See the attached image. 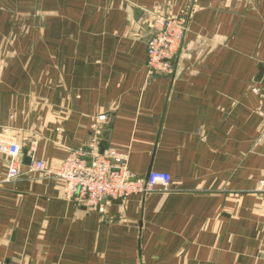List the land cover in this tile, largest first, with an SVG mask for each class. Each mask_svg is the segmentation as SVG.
<instances>
[{
    "label": "crops",
    "instance_id": "1",
    "mask_svg": "<svg viewBox=\"0 0 264 264\" xmlns=\"http://www.w3.org/2000/svg\"><path fill=\"white\" fill-rule=\"evenodd\" d=\"M178 14L175 72L152 74V20ZM263 63L264 0H0V138L52 167L99 139L172 176L91 211L23 151L4 182L0 152V264H264Z\"/></svg>",
    "mask_w": 264,
    "mask_h": 264
},
{
    "label": "built area",
    "instance_id": "2",
    "mask_svg": "<svg viewBox=\"0 0 264 264\" xmlns=\"http://www.w3.org/2000/svg\"><path fill=\"white\" fill-rule=\"evenodd\" d=\"M187 14L158 15L152 20L151 32L146 39L147 65L150 73L171 76L175 72V58L179 53L188 28ZM262 81L264 82V63ZM260 94V89L253 88ZM106 117H101L105 119ZM90 151L79 148L69 151L57 167L45 160H33L31 168L62 182V192L68 199L91 211L101 210L110 199H126L132 194L169 191L172 176L164 171H151L148 176L134 174L128 166V155L115 150L99 153V139L90 143ZM23 147L16 140L0 138V152L9 156V168L4 182L21 176L20 157ZM258 191L264 192V181Z\"/></svg>",
    "mask_w": 264,
    "mask_h": 264
},
{
    "label": "water",
    "instance_id": "3",
    "mask_svg": "<svg viewBox=\"0 0 264 264\" xmlns=\"http://www.w3.org/2000/svg\"><path fill=\"white\" fill-rule=\"evenodd\" d=\"M23 153H24V163L26 164V165H30L31 164V162H32V158L29 156V150L28 149H24V151H23ZM150 173V172H149ZM149 173H148V175H149ZM147 175V176H148ZM110 201L112 202V203H120V202H122V200L121 199H110Z\"/></svg>",
    "mask_w": 264,
    "mask_h": 264
},
{
    "label": "rangeland",
    "instance_id": "4",
    "mask_svg": "<svg viewBox=\"0 0 264 264\" xmlns=\"http://www.w3.org/2000/svg\"><path fill=\"white\" fill-rule=\"evenodd\" d=\"M174 66H175V62H174Z\"/></svg>",
    "mask_w": 264,
    "mask_h": 264
}]
</instances>
